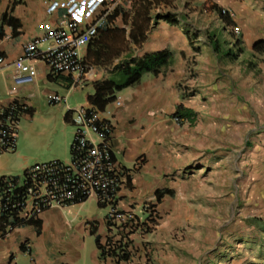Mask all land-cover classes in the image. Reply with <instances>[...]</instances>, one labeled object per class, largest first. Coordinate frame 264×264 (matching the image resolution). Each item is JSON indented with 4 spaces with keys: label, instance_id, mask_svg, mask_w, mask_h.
<instances>
[{
    "label": "crops",
    "instance_id": "0c3cea01",
    "mask_svg": "<svg viewBox=\"0 0 264 264\" xmlns=\"http://www.w3.org/2000/svg\"><path fill=\"white\" fill-rule=\"evenodd\" d=\"M217 1L220 4H215L213 8L225 10L234 25L241 30L238 37L241 39L243 52L234 60L222 58L220 54L214 53L208 42L199 41L193 44L181 21L177 20L172 24L160 19L154 24L150 5L123 13L112 11L110 16L118 11L117 16L111 20L108 18L105 29L93 39H96L94 42L81 51L84 74L52 76L42 61L24 59L23 47L36 40L40 50L47 49L49 43L41 37L57 22L58 16L45 13L44 0H0V57L3 58V63L0 64V109L18 101L27 109L20 113L19 119L21 116L32 118L35 103L40 97L46 98L48 102L49 96L56 95L61 97L62 101L51 105L60 106L62 125L73 127L72 112L93 109L88 103V97L94 92V82L103 79L117 80L119 74L114 67L125 60L167 50L171 55L170 62L162 67L158 74L144 73L137 83L116 93L115 101L107 105L103 112L96 111L101 119L111 123L110 148L115 163L123 171L124 181L118 193V208L141 220L139 206L156 190L170 189L173 195L163 197L161 202L155 205V210L165 198H173L176 195L174 186L166 178L161 180V176L174 172L180 162L178 158L168 154L167 128L170 125L164 116L173 114L177 105L186 108L184 101L187 97L182 99L186 95L180 81L190 73L193 61L196 66L208 64L207 58L204 59L203 56L210 54L211 64L219 60L231 65L240 63L243 71H247L243 74L246 77L245 83L243 80L238 83L244 100L242 104L244 107H255L256 113H264V56L259 57L260 54L264 55V51L257 53L252 50L255 42L264 41V0ZM4 15L6 21H3ZM9 19L16 21L17 26L13 28L7 22ZM131 34L135 35L138 41L141 34L143 40L134 44L130 40ZM225 44L221 48L222 51L229 48ZM203 50L206 51L204 55ZM19 58H23L24 63L35 68L34 77L29 78L14 69L13 62ZM75 93L81 94L82 98L75 99ZM116 101L120 103L119 106ZM68 111H71L70 115L64 120ZM260 139L264 140V137ZM22 159L27 162L24 157ZM30 167L26 165L24 169ZM220 173L223 171L218 169L214 172L222 178L217 185L226 187L227 190L230 187L229 190L236 196L231 203L234 201L235 207L240 209L244 201L245 208L240 209L244 216L240 220L241 226L247 230L244 234L247 238L243 239L242 243H246L247 250L251 252L250 256H244L237 261L233 250L228 257L226 254L222 255V259L217 263L208 262L210 257L215 255L210 253L206 256L207 263L264 264V171L256 172L255 167L251 165L246 173H241L237 163L233 162L231 172L221 175ZM4 175L16 176L10 172L2 173L1 176ZM84 202L62 207L50 206L40 212L37 216L41 222L38 231L29 225L17 227L5 236L0 233V264H16L18 256L25 254L29 257L30 264H87L84 263L81 248L88 238H93L95 246L96 235L101 236V241L104 240L108 212L100 222L94 217H82L81 206ZM151 204H155L154 201ZM209 210L212 209L205 208V213ZM146 212L143 213L144 216L147 215ZM45 220H48L46 224ZM216 220L217 230L225 227L224 221H220L221 217ZM99 223L101 234L98 233ZM165 239L161 241L157 236H150L153 249L148 264H197V255L172 250L169 248L171 236L167 235ZM21 245L25 246L26 251L21 249ZM91 260L93 264H111L108 260L100 258L96 246ZM115 264L143 263L130 260Z\"/></svg>",
    "mask_w": 264,
    "mask_h": 264
},
{
    "label": "rangeland",
    "instance_id": "374dc122",
    "mask_svg": "<svg viewBox=\"0 0 264 264\" xmlns=\"http://www.w3.org/2000/svg\"><path fill=\"white\" fill-rule=\"evenodd\" d=\"M133 2L120 0L114 10L122 13L130 11ZM217 3V0H155L151 3V12L154 24L155 21L157 23L156 16L170 14L176 21L184 23L193 44L199 41L205 43L208 33L225 28L231 32L213 8ZM222 36L227 44L233 38L229 33ZM205 53L203 50L202 55ZM204 57L209 63L196 66L193 61L190 73L180 81L187 97L184 106L194 112L192 123L178 121L172 118V113L164 116L170 125L167 128L168 154L180 162L174 172L161 176V180L166 178L176 189V195L165 198L155 210L156 223L152 231L133 238V262L148 264L153 249L150 236H157L162 241L167 235L171 236L169 248L197 255V264H208L206 256L210 253L215 255L210 257L209 263H217L224 254L230 256L233 250L237 261L250 256L248 245L242 243L247 238L244 236L247 230L241 226L240 220L244 216L240 210L245 208L244 201L240 209L236 208L234 201L231 203L236 196L231 193L230 187L228 191L226 187L217 185L222 178L214 172L217 169L223 171L220 175L231 172L233 162L237 163L241 173H246L251 165L256 172L264 171V140L260 139L264 137V113H256L255 107H244L242 104L244 100L238 83L241 80L245 83L243 74L247 71H243L240 63L231 65L219 60L211 64L210 54ZM75 97L79 100L82 95L75 93ZM59 107L48 104L46 98L40 97L34 106V116L20 117L16 149L0 154V176L6 172L19 176L26 165L70 161L74 127L62 125ZM145 200L138 209L142 214L141 221L146 216L143 213L149 210L146 203L149 201ZM205 208L212 210L205 213ZM81 210L82 217H94L99 222L108 212V208H98L92 198L83 203ZM217 217L224 221V228L217 230ZM98 233H102L100 223ZM94 251V240L88 238L81 248L84 263L93 264L91 254ZM26 256L19 255L16 264H30Z\"/></svg>",
    "mask_w": 264,
    "mask_h": 264
},
{
    "label": "built area",
    "instance_id": "2783aa9c",
    "mask_svg": "<svg viewBox=\"0 0 264 264\" xmlns=\"http://www.w3.org/2000/svg\"><path fill=\"white\" fill-rule=\"evenodd\" d=\"M120 0H44L45 13L58 16L41 39L49 46L40 50L38 41L23 47V58L40 60L52 76H81L85 66L81 51L107 26L108 18ZM238 37L239 28L229 27ZM23 58L13 62L14 69L29 78L36 75L35 68L24 63ZM3 58L0 57V64ZM62 101L59 96H49L50 104ZM120 105L118 101L115 102ZM26 108L18 101L0 109V154L15 150L19 116ZM71 112V111H68ZM74 127L69 162L37 164L29 171L33 191L22 204L20 216L30 217L39 208L62 207L76 198L94 199L96 204L108 208L107 220L117 225L130 222L133 214L118 208V193L124 181L122 169L112 158L110 148L111 123L101 119L91 109L71 113Z\"/></svg>",
    "mask_w": 264,
    "mask_h": 264
},
{
    "label": "trees",
    "instance_id": "16d2710c",
    "mask_svg": "<svg viewBox=\"0 0 264 264\" xmlns=\"http://www.w3.org/2000/svg\"><path fill=\"white\" fill-rule=\"evenodd\" d=\"M153 2H155V0H137L136 2H133V9L147 8ZM214 10L218 15L219 20L225 27L234 26V23L225 10L218 7H215ZM115 16H117L116 11L109 17V20L113 19ZM155 18L156 20L165 19L172 24L176 22V20L170 15L156 16ZM3 21H6V15H4ZM7 22L12 25L13 28L17 26V22L12 19H9ZM225 31L233 36L232 40L228 42V44L222 40V35ZM206 36L207 42L211 46L213 52L220 54L222 58L234 60L243 52L240 37H235L228 31V28L208 33ZM135 37V35H130V40L134 44L143 40V36H141V34L139 35V41ZM95 40L91 41L89 45ZM224 44L229 48L227 47L228 49L222 51L221 48ZM252 50L257 53L263 52L264 41L255 42ZM170 57V53L167 50H163L145 54L141 58H130L119 63L114 67L119 74L117 80L103 79L94 82V92L88 97L89 105L95 111L103 112L107 105L115 101L116 93L137 83L144 73H152L154 75L158 74L162 67L169 64ZM185 98L186 96L182 97V99ZM25 111H27V109ZM68 115H70V113L66 112L64 120H67ZM193 115V111L184 108L182 105H177L174 113L172 114V118L178 121H187L191 123L193 121ZM71 155L72 153L70 147V156ZM35 166H37V164L24 169L19 176H0L1 236L7 235L13 229L20 226L31 225L34 226L37 231L40 229L41 222L37 216L40 212L48 209V207L39 208V210L29 218L20 216L24 200L33 191L32 183L29 180V171ZM172 195L173 191L170 189L156 190L148 199L149 202H147V209L149 210H146L147 215L142 221L139 217L133 216L128 224L117 225L106 219L104 240L101 241L100 235L95 236V246L99 252L100 258L104 261L108 260L113 263H122L132 260L133 256L131 250L133 247V238L135 236H142V234H149L152 231V226L156 223V218L154 216L156 215L155 205L159 204L163 197ZM86 200V197L76 198L72 202L65 205L78 204ZM152 201H154L155 204H151ZM97 206L99 208H106L105 205H100L98 203ZM24 245H21V249L26 251Z\"/></svg>",
    "mask_w": 264,
    "mask_h": 264
}]
</instances>
